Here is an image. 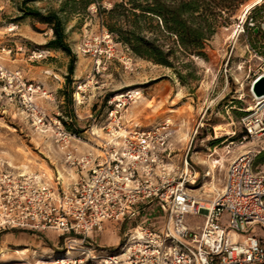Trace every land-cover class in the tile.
<instances>
[{
	"label": "rangeland",
	"instance_id": "obj_1",
	"mask_svg": "<svg viewBox=\"0 0 264 264\" xmlns=\"http://www.w3.org/2000/svg\"><path fill=\"white\" fill-rule=\"evenodd\" d=\"M62 1L0 0V170L45 172L50 179L60 175L64 182L76 177L75 169L64 162L53 131L35 125L23 106L22 89L31 85L33 101L45 119L57 117L65 129L76 133L89 128L92 118L103 120L107 101L127 92L137 94L125 105L124 119L141 127L169 123L171 160L180 166L186 155L197 172L196 180L188 184L189 193L197 198L210 199L222 186L231 159L246 148L258 150L253 169L264 174V136L243 140L238 124L242 109L252 104L253 74L264 67V12H251L264 0H247L229 15L223 11L222 17L228 19L218 23L204 55L176 51L164 56L168 66L134 55L107 30L101 10L121 0H94L87 6L81 0L63 5ZM26 7L42 12L62 9L66 42L74 56L69 84L65 79L69 56L47 45L52 31L25 14ZM107 40L113 56L96 71L92 50L104 49ZM78 86L83 102L75 106ZM75 97L80 98L77 93ZM78 144L85 150L86 145ZM202 222V215L186 216L192 228ZM124 226L104 223L96 233L99 246L117 245ZM60 244L53 231H1L0 264L30 261L31 255L44 256Z\"/></svg>",
	"mask_w": 264,
	"mask_h": 264
},
{
	"label": "built area",
	"instance_id": "obj_2",
	"mask_svg": "<svg viewBox=\"0 0 264 264\" xmlns=\"http://www.w3.org/2000/svg\"><path fill=\"white\" fill-rule=\"evenodd\" d=\"M109 41L104 49L92 50L96 71L113 56ZM260 76L264 67L254 72L252 104L238 119L243 140L264 136V95L251 90ZM22 90L32 122L53 131L76 177L64 182L45 172L0 170V232L53 231L61 239L44 256L5 264H264V174L253 169L258 150L238 153L222 186L207 201L198 200L189 193L197 172L186 155L180 166L171 160L169 123L141 127L124 119L125 105L137 94L107 101L103 120L92 118L89 128L74 133L57 117L45 119L31 85ZM81 92L78 86L73 93L75 106L83 102ZM190 214L202 215V224L190 227ZM104 223L125 225L117 245L97 243Z\"/></svg>",
	"mask_w": 264,
	"mask_h": 264
},
{
	"label": "trees",
	"instance_id": "obj_3",
	"mask_svg": "<svg viewBox=\"0 0 264 264\" xmlns=\"http://www.w3.org/2000/svg\"><path fill=\"white\" fill-rule=\"evenodd\" d=\"M93 1L81 0L85 6ZM246 1L121 0L107 10L102 9L103 15L100 18L107 30L134 55L168 66L164 56L174 55L176 51L182 55H204L206 42L218 23L221 19H228L227 16L223 18L221 13L224 11L229 15ZM66 3L67 0L62 1V5ZM97 6L99 9V5ZM60 10L62 9H48L42 12L26 7L24 12L50 28L52 37L47 42L48 46L59 48L69 56L65 78L66 84H69L68 76L73 72L74 56L66 42ZM258 10L264 12V2L254 6L251 12ZM249 18L251 21L256 19L253 14Z\"/></svg>",
	"mask_w": 264,
	"mask_h": 264
},
{
	"label": "water",
	"instance_id": "obj_4",
	"mask_svg": "<svg viewBox=\"0 0 264 264\" xmlns=\"http://www.w3.org/2000/svg\"><path fill=\"white\" fill-rule=\"evenodd\" d=\"M251 90L255 96L264 95V76H260L254 81Z\"/></svg>",
	"mask_w": 264,
	"mask_h": 264
},
{
	"label": "bare ground",
	"instance_id": "obj_5",
	"mask_svg": "<svg viewBox=\"0 0 264 264\" xmlns=\"http://www.w3.org/2000/svg\"><path fill=\"white\" fill-rule=\"evenodd\" d=\"M76 98H77V97H76ZM116 98H118V97H116ZM77 99H80V98H77ZM215 162H216V161H215ZM217 162H218V161H217ZM196 199L199 200V199H202V198L198 197V198H196ZM205 200L207 201V199H205ZM206 201H204V202H205L204 204H205L206 206H209V203H207Z\"/></svg>",
	"mask_w": 264,
	"mask_h": 264
},
{
	"label": "crops",
	"instance_id": "obj_6",
	"mask_svg": "<svg viewBox=\"0 0 264 264\" xmlns=\"http://www.w3.org/2000/svg\"><path fill=\"white\" fill-rule=\"evenodd\" d=\"M124 118H125V116H124Z\"/></svg>",
	"mask_w": 264,
	"mask_h": 264
}]
</instances>
